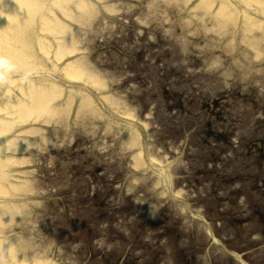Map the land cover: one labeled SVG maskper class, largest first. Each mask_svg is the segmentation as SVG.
I'll list each match as a JSON object with an SVG mask.
<instances>
[{"label":"rangeland","instance_id":"rangeland-1","mask_svg":"<svg viewBox=\"0 0 264 264\" xmlns=\"http://www.w3.org/2000/svg\"><path fill=\"white\" fill-rule=\"evenodd\" d=\"M79 1L53 12L49 45L97 81L62 86L70 107L10 138L23 160L1 169L0 204L17 213L0 215V249L20 264H264V15L237 0Z\"/></svg>","mask_w":264,"mask_h":264},{"label":"bare ground","instance_id":"bare-ground-1","mask_svg":"<svg viewBox=\"0 0 264 264\" xmlns=\"http://www.w3.org/2000/svg\"><path fill=\"white\" fill-rule=\"evenodd\" d=\"M72 1L74 2V0H0L1 202L9 200V197L7 199L3 195L6 192L3 186L5 175L1 169L10 168L12 164L15 165L23 160L15 157L18 154L15 150H20V147L15 145L17 141L26 139L27 128L34 126L39 120V115L46 111L60 113L61 110L65 112L70 107V103H66V107H63V105H59V102H55L56 97L59 99L62 96V86L67 87L68 91L73 87L77 91L88 90L87 86L89 85L79 83L77 79L88 80L90 78L92 81H97L93 77L94 74L86 70L84 62L78 60L75 62V59L69 62L65 61L67 58L64 59L63 56L66 47L52 50L49 45L51 42L48 39H54L57 36L56 30L63 25L61 23L63 19L68 17V5L73 3ZM237 1L244 7L243 12L250 10L256 12L255 14L264 15V0ZM77 8L90 10L93 9V4L80 0L77 2ZM55 10L61 11L59 17L62 18V21L53 13ZM251 28V24L243 26L244 30L249 31ZM248 40L258 42L259 39L253 37ZM46 66L48 67L46 68ZM86 80L85 82H87ZM80 103L83 106L91 105L90 96L87 94L81 96ZM132 133L129 144L137 143L139 137L138 133ZM11 137L18 140L15 142L10 139ZM13 141L15 145L12 144ZM133 158L136 164L142 160L139 152L134 153ZM149 162L152 164L151 161ZM153 166L155 165L153 164ZM13 175L15 178L18 176L15 173ZM242 203L244 204V202ZM4 208L6 209V207ZM11 208L12 210L9 212L16 214V206ZM0 209V215L2 212L3 214L7 212L1 204ZM5 217L7 216L2 218ZM257 251L262 253L263 248H259ZM13 253L12 250L5 254L4 250L0 249V264H20L14 257L17 254Z\"/></svg>","mask_w":264,"mask_h":264}]
</instances>
